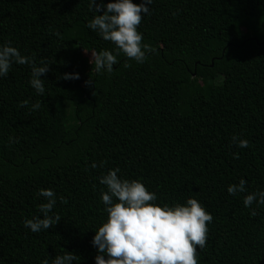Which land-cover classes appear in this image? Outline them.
I'll list each match as a JSON object with an SVG mask.
<instances>
[{"label":"trees","instance_id":"1","mask_svg":"<svg viewBox=\"0 0 264 264\" xmlns=\"http://www.w3.org/2000/svg\"><path fill=\"white\" fill-rule=\"evenodd\" d=\"M149 7L137 30L154 51L136 63L87 27L89 0H0V44L49 64L43 95L29 84L30 64L0 77V264L66 251L78 256L73 264H95L91 241L107 219L99 177L114 168L158 204L193 197L205 207L213 219L198 264H264V205H243L264 190V0ZM105 49L119 61L110 74L87 56ZM241 178L246 191L230 195ZM42 188L56 193L50 215L61 220L33 233L24 221L42 218Z\"/></svg>","mask_w":264,"mask_h":264},{"label":"clouds","instance_id":"2","mask_svg":"<svg viewBox=\"0 0 264 264\" xmlns=\"http://www.w3.org/2000/svg\"><path fill=\"white\" fill-rule=\"evenodd\" d=\"M153 0H89V7L95 15L87 22V27L96 32L103 40L111 41L125 57L136 63H144L148 54L154 51L151 45L142 43L143 35L137 29L144 13L149 15ZM103 11V14H97ZM90 64L97 73H112L118 64L117 55L107 49L91 51ZM30 64V86L38 95L45 93L42 74L49 71V64L37 66L30 57L21 55L11 42L0 44V77L8 74L12 64ZM127 63L125 67H128ZM63 79H79V73H64ZM91 84V81H86ZM24 101L23 104H27ZM40 103L31 106L38 109ZM232 140L239 148L248 146L247 139L233 136ZM103 162H101V166ZM95 168L97 165L92 164ZM119 168L109 169L99 177V183L107 190L102 191L100 199L107 213V219L92 238L91 244L97 250L95 264H198L197 246L203 249L208 233L207 225L212 222V215L193 197L184 203H156L155 192L149 191L138 179H126L118 176ZM246 180L241 178L237 184H229L227 192L236 195L246 191ZM39 195L46 202L41 203L40 216L24 221V226L33 233L48 230L55 226L61 217L50 215L57 203V195L52 189H40ZM64 202V197H59ZM253 202L264 205V190L248 193L243 197L247 208ZM256 214L255 209L251 212ZM78 256L66 251L56 255L51 262L44 259L42 264H73Z\"/></svg>","mask_w":264,"mask_h":264},{"label":"rangeland","instance_id":"3","mask_svg":"<svg viewBox=\"0 0 264 264\" xmlns=\"http://www.w3.org/2000/svg\"><path fill=\"white\" fill-rule=\"evenodd\" d=\"M87 56H88L89 58H91V54L87 53Z\"/></svg>","mask_w":264,"mask_h":264}]
</instances>
